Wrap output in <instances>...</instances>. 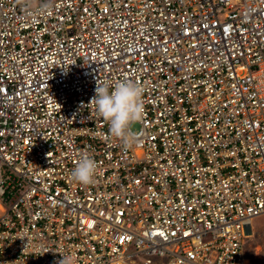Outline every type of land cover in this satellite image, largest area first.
I'll return each mask as SVG.
<instances>
[{
    "label": "built area",
    "instance_id": "built-area-1",
    "mask_svg": "<svg viewBox=\"0 0 264 264\" xmlns=\"http://www.w3.org/2000/svg\"><path fill=\"white\" fill-rule=\"evenodd\" d=\"M125 78L131 149L90 104ZM263 215L264 0H0V264H264Z\"/></svg>",
    "mask_w": 264,
    "mask_h": 264
},
{
    "label": "clouds",
    "instance_id": "clouds-1",
    "mask_svg": "<svg viewBox=\"0 0 264 264\" xmlns=\"http://www.w3.org/2000/svg\"><path fill=\"white\" fill-rule=\"evenodd\" d=\"M48 6L51 0H47ZM41 10L48 7L41 5ZM96 95L90 104L95 105L97 115L109 126V134L127 149L138 142L134 126L144 118V89L135 81L125 78L110 85L98 82ZM98 163L88 154H82L71 172L72 179L82 185H92L96 181ZM62 254L59 264H72L70 256Z\"/></svg>",
    "mask_w": 264,
    "mask_h": 264
},
{
    "label": "rangeland",
    "instance_id": "rangeland-1",
    "mask_svg": "<svg viewBox=\"0 0 264 264\" xmlns=\"http://www.w3.org/2000/svg\"><path fill=\"white\" fill-rule=\"evenodd\" d=\"M252 227L253 234L244 239V250L247 257L261 262L260 259L264 260V215L256 219Z\"/></svg>",
    "mask_w": 264,
    "mask_h": 264
}]
</instances>
